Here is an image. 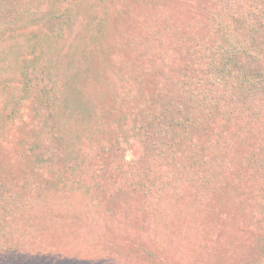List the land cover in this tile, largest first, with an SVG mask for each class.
<instances>
[{
  "label": "rangeland",
  "instance_id": "1",
  "mask_svg": "<svg viewBox=\"0 0 264 264\" xmlns=\"http://www.w3.org/2000/svg\"><path fill=\"white\" fill-rule=\"evenodd\" d=\"M231 1L0 0V229L17 244L5 257L264 264V171L188 157L203 126L165 77L196 39L229 31Z\"/></svg>",
  "mask_w": 264,
  "mask_h": 264
},
{
  "label": "trees",
  "instance_id": "2",
  "mask_svg": "<svg viewBox=\"0 0 264 264\" xmlns=\"http://www.w3.org/2000/svg\"><path fill=\"white\" fill-rule=\"evenodd\" d=\"M247 4L256 12H243ZM229 6L236 11L229 16V31H213L206 39H196L187 65L168 69L165 77L175 78L180 94L185 95L188 108L180 115H193L191 127L203 126L194 137L199 146L188 152V157H232L230 170L238 165L240 171L243 163L247 171L260 172L264 171V126L258 123L264 116V0H232ZM172 102V98H165V116H156V124L163 130L160 119L172 112ZM231 121L235 123L234 133L229 131ZM259 207L264 209V200ZM3 234L8 247L0 252V264H32L31 259L5 257L17 244L12 229L0 236ZM257 235L249 238L255 240Z\"/></svg>",
  "mask_w": 264,
  "mask_h": 264
}]
</instances>
